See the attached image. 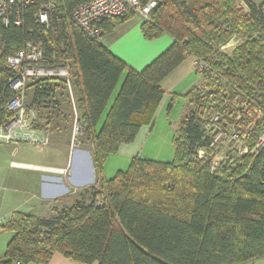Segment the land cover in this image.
Here are the masks:
<instances>
[{
  "label": "trees",
  "instance_id": "obj_1",
  "mask_svg": "<svg viewBox=\"0 0 264 264\" xmlns=\"http://www.w3.org/2000/svg\"><path fill=\"white\" fill-rule=\"evenodd\" d=\"M85 1L61 0L49 27L36 22L38 4L24 10L21 26L13 21L6 25L0 17L1 124L12 119L8 105L17 96L10 86L16 73L7 58L27 41H42L41 65L76 64L84 106L78 123L94 139L99 177L86 188L89 201L85 191L49 218L14 212L0 225V232L14 233L0 264H47L55 252L84 264H243L263 257L264 148L235 166L213 171L211 138L204 124L227 96L238 95L259 113L249 137L252 147L264 131V1L257 7L243 0L249 8L245 11L238 0H157L149 19L142 20L144 37L155 40L168 34L174 42L142 71L129 67L99 41L134 15L106 19L102 36L90 39L70 20L74 8ZM234 38L242 43L231 56L221 52ZM187 56L208 64L216 91L211 97L200 96L195 87L184 95L189 104H202L204 98L203 107L189 111L181 121L173 139V161L135 157L127 171L103 178L108 156L132 143L152 120L165 95L161 82ZM124 72L117 98L96 133ZM53 80L63 82L49 77L31 84L34 106L55 95L58 86L49 84ZM200 150L206 152L202 158Z\"/></svg>",
  "mask_w": 264,
  "mask_h": 264
},
{
  "label": "rangeland",
  "instance_id": "obj_2",
  "mask_svg": "<svg viewBox=\"0 0 264 264\" xmlns=\"http://www.w3.org/2000/svg\"><path fill=\"white\" fill-rule=\"evenodd\" d=\"M250 1L258 7L264 0ZM238 6L245 11H249L248 6L243 0H238ZM240 43H242L241 39L234 38L221 49V52L231 56L233 50ZM67 68L74 94L69 90L67 79L61 77L63 82L53 80L49 83L58 86L55 95L41 106H34L32 104L34 93L31 84L36 79L31 80L24 96L23 116L26 122L23 133L9 141L5 137H0V202L7 197L9 199L5 203L7 208L10 204H12V207L21 206L20 208L24 212H33L39 216H44V218H49L54 214L56 208L72 205L88 187L82 189L74 188L89 184L95 179V172L90 168L78 171L74 176L69 172V165L75 158V154L83 155L87 160L94 159L95 144L94 139L80 129V121L78 124L76 123L77 117L80 118L82 113V103H80L77 93L75 94L77 86L76 64L71 61ZM195 74L202 78V82L199 85L205 84L208 94L216 91V86L211 77L203 78L201 74ZM73 96L76 100L75 105L72 101ZM203 99L200 98L202 104L197 101L192 102L189 110L192 113L198 112L199 106L203 107ZM46 105L49 106V109L44 107ZM235 107L239 108L238 105ZM10 111L13 113L12 118L22 113L17 109ZM258 115L259 113L254 111H251L250 114L242 115V118L246 116L242 129L245 131L250 127L253 129L259 120ZM78 125L79 129L77 130ZM242 133L243 135L245 134L244 131ZM232 135V131L228 134H222L218 143V149L213 150L211 154L212 158L216 154L223 156L224 160L221 167L235 166L244 157L235 149L236 143L233 142ZM240 137L243 139L244 136L240 135ZM251 140L253 141V139ZM84 148H87L89 151L80 152ZM11 162L14 166L16 163H23L33 166L67 165V168L58 180L50 178L53 175H57L56 173L58 172L13 167L10 165ZM42 173L46 177H41ZM4 184L7 185H5L7 188H3ZM89 195L90 193L86 191L85 197L87 201H89ZM66 196H70L67 197V201L62 199ZM59 197H62L61 199L66 203L64 204L62 201L59 203L52 202L53 199ZM98 201H101V198H98ZM11 218L12 216L8 220Z\"/></svg>",
  "mask_w": 264,
  "mask_h": 264
},
{
  "label": "crops",
  "instance_id": "obj_3",
  "mask_svg": "<svg viewBox=\"0 0 264 264\" xmlns=\"http://www.w3.org/2000/svg\"><path fill=\"white\" fill-rule=\"evenodd\" d=\"M142 23V18L133 16L132 18L118 24L110 33L104 35L99 40L112 54L123 60L129 67L135 69L136 71L144 70L151 62H153L157 57L165 52L170 46H172L174 42L172 37L168 34H164L155 40L146 39L141 29ZM126 75L127 72H124V74L121 76L118 86L116 87L108 103V106L102 115L99 125L95 128L96 133L99 132L101 126L105 122L109 110L117 98ZM201 82L202 78H200L194 72V58L192 56H187L182 64H180L161 82V86L165 92V95L161 102L156 106L152 120L140 128L136 139L132 143L122 145L117 153L108 156L104 163L102 177L106 180H109L113 179L119 171H127L135 157L153 160L156 162L171 163L175 157V147L173 144L175 133L179 129L183 118L190 111V104L184 98V95L193 88L197 87ZM80 92V87L77 85L75 94L77 93L79 100L81 98ZM81 105V115H83L84 106L83 104ZM82 151L88 152L89 150L84 148L80 152ZM10 165L13 167H25L41 171L48 169L58 172L56 173L57 175L50 177L52 179L58 180L61 174L67 168V165L27 166L23 163H16L14 166L12 162ZM69 166V172L73 176L78 171H84L86 168H90L95 172V179L93 182L74 189H82L97 183L99 177L95 169L94 159L87 160V158L83 155L75 154V158L72 160ZM44 176L45 174L42 173L41 177ZM5 185L6 184L3 185V188L7 186ZM67 197L70 196L61 198L67 201ZM61 198H55L52 202H55ZM8 200L9 199L6 197L5 200L2 199L0 202V225H4L14 212H24L21 210V206L12 207V204H10L7 208L5 203ZM65 201L62 202L65 204ZM24 213L37 215L33 212ZM39 217L44 218V216ZM13 235L14 233L11 231L0 232V257L5 254L8 243L10 242ZM47 264L84 263H77L64 256L62 253L55 252L50 262ZM243 264H264V256Z\"/></svg>",
  "mask_w": 264,
  "mask_h": 264
},
{
  "label": "built area",
  "instance_id": "obj_4",
  "mask_svg": "<svg viewBox=\"0 0 264 264\" xmlns=\"http://www.w3.org/2000/svg\"><path fill=\"white\" fill-rule=\"evenodd\" d=\"M60 2L61 0H0V17L6 25L13 21L15 25L21 26L24 10L38 4L39 7L35 15L36 22L49 27L52 24V14L58 8ZM156 5L157 0H149L146 3H142L140 0H88L74 8L70 14V20L90 39H99L103 34L102 26L106 19L132 14L142 18V20H148ZM44 59L45 49L42 41H27L23 48L7 58V66L16 73V78L10 83V86L17 92L16 98L10 102L8 108L9 110L17 109L22 112L5 124L0 122V137L7 138V141L16 138L18 135L20 136L24 131L26 122L23 116L24 96L31 80L55 76L58 78L64 77L67 79L69 90L73 93L68 65L44 66L40 64ZM194 72L201 74L203 78L213 73L208 64L201 59H194ZM197 88L199 94L204 95L207 93L205 84L198 85ZM213 93L209 94L210 97ZM72 101L75 105L74 96ZM234 105H238L239 108ZM251 111H254L252 106L246 100L239 98L238 95H235L233 99L225 98L219 109H214L206 118L204 124V129L211 138L210 149L214 151L218 149L220 136L232 131L233 135L231 137L233 142L236 143L235 149L243 156L255 155L262 150L264 148V131L259 133L256 143L252 147L248 140L255 127L253 129L250 127L246 131L242 129L244 119H246V116L242 118V115L250 114ZM77 121L78 117L76 120L78 124ZM78 129L79 125L77 126ZM242 131H244V135ZM240 135L244 136L243 139ZM198 155L202 158L206 155V152L200 150ZM223 160V156L218 154L214 158L211 157L212 170H219ZM15 264L30 263L17 261Z\"/></svg>",
  "mask_w": 264,
  "mask_h": 264
},
{
  "label": "bare ground",
  "instance_id": "obj_5",
  "mask_svg": "<svg viewBox=\"0 0 264 264\" xmlns=\"http://www.w3.org/2000/svg\"><path fill=\"white\" fill-rule=\"evenodd\" d=\"M231 46V45H230ZM28 166V165H27ZM36 168V167H35ZM45 170H48V169H45Z\"/></svg>",
  "mask_w": 264,
  "mask_h": 264
}]
</instances>
